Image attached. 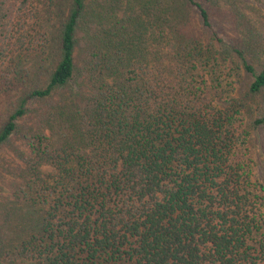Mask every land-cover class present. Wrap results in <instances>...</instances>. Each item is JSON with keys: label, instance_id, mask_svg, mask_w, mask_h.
I'll return each instance as SVG.
<instances>
[{"label": "trees", "instance_id": "trees-1", "mask_svg": "<svg viewBox=\"0 0 264 264\" xmlns=\"http://www.w3.org/2000/svg\"><path fill=\"white\" fill-rule=\"evenodd\" d=\"M230 3L0 0V149L17 154L0 264H264L247 153L264 38ZM227 62L252 75L240 94Z\"/></svg>", "mask_w": 264, "mask_h": 264}, {"label": "rangeland", "instance_id": "rangeland-1", "mask_svg": "<svg viewBox=\"0 0 264 264\" xmlns=\"http://www.w3.org/2000/svg\"><path fill=\"white\" fill-rule=\"evenodd\" d=\"M38 2V0H36ZM44 2L46 0H40ZM66 1V0H65ZM231 0H218L219 6L218 8H230L233 4L230 2ZM234 3L240 8V10L250 19V21L254 24L256 29H258V35L264 38V0H233ZM230 3V4H229ZM38 5L37 7H41ZM217 7V5H216ZM33 9V6L31 5ZM59 9H56V11ZM34 13L32 14V16ZM225 18L223 20L224 25L228 22ZM232 20L234 17H232ZM228 32L233 33L232 26L229 24ZM21 46V45H20ZM250 62H252L256 69L260 71L264 68V55H252L249 57ZM225 71L224 75L226 80L231 83L236 88V93L240 94L244 92L250 82L252 81V75L245 71L243 68L238 67L239 69H234L233 62H227V65L224 66ZM251 141L249 142L247 153L251 156V163L253 168V173L256 178L264 184V123H261L251 135ZM20 139L15 138L14 143L17 147H19ZM14 146L5 145L2 149H0V199L4 200L6 197L10 196L11 193V184L9 181V176L7 173L10 169V164H14V160H16V152L13 148ZM264 210V207H263ZM20 264H37L35 262L25 261Z\"/></svg>", "mask_w": 264, "mask_h": 264}]
</instances>
